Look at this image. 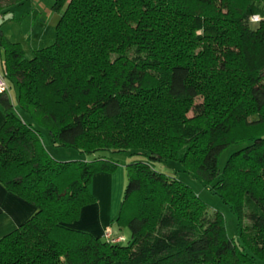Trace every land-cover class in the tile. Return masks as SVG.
Masks as SVG:
<instances>
[{
    "label": "trees",
    "instance_id": "trees-1",
    "mask_svg": "<svg viewBox=\"0 0 264 264\" xmlns=\"http://www.w3.org/2000/svg\"><path fill=\"white\" fill-rule=\"evenodd\" d=\"M51 8L60 11L54 40L30 58L0 31L2 73L17 86L15 103L0 93V183L35 207L0 238V264H264L262 0H52ZM253 13L262 17L256 28ZM204 90L201 118L174 113ZM243 103L244 125L258 131L220 168L221 153L241 141L231 127ZM208 105L221 118L205 122ZM41 130L52 147L87 157L55 159ZM88 132L98 141L83 146ZM121 153L143 156L125 164L114 218L128 232L124 244L71 226L95 201L92 175L114 171ZM170 161L220 197L238 219L237 237L221 211L155 167ZM237 166L243 206L227 194Z\"/></svg>",
    "mask_w": 264,
    "mask_h": 264
},
{
    "label": "rangeland",
    "instance_id": "rangeland-1",
    "mask_svg": "<svg viewBox=\"0 0 264 264\" xmlns=\"http://www.w3.org/2000/svg\"><path fill=\"white\" fill-rule=\"evenodd\" d=\"M50 2V3H49ZM13 3V0H3L0 5L1 7H7V5H10ZM52 0H26L22 1L20 4H13L10 6L9 11L6 13V17L2 20V15H0V29L4 33V36L7 38V40L11 42H18L21 47L24 50L25 56L30 58L32 57L33 50L37 49L39 47H43L46 45H49L54 40L55 35V25L57 23V19L50 18L48 15L46 18L41 16V11H47L49 8H51ZM262 4L264 5V0H262ZM48 20V21H47ZM258 24V21L254 19H250L249 26L250 28H256ZM2 52V51H1ZM1 61V60H0ZM0 71L1 68H0ZM7 86L9 89L5 92L1 93H8V96L12 99V101L15 103L16 101V95H17V86L16 84H13L11 86V82L9 80H6ZM205 90L202 91L197 97H195L193 100H191V103H185L184 105L178 104L174 105V113H176V109H179V113L184 121L189 122H195L197 119L201 118V114L199 115V105H205V100L208 103V100L206 99ZM209 105L207 106L206 111L204 112L203 117H207L206 121H213L217 118H221V114L213 115L211 109H208ZM245 103L242 105V112L239 114L240 117L238 119H235L233 122V126L231 127V134L236 139H241L239 141L240 143H237L239 145H232L229 146L227 149H225L218 159L219 167L222 168L225 160L233 149H236L240 146V144H245L246 141L243 139L248 133H253L258 131L256 128H247L246 125H244V119L243 114L246 113ZM255 113H247V120L254 118L253 115ZM209 118V120H208ZM90 122V126H92V121ZM103 123V122H101ZM105 125H109L112 128L117 129L114 125L110 124H100V128L104 130H108L109 128ZM93 131L92 127H89ZM106 131H104L103 136H107ZM42 138L44 141V144L46 145L48 151L51 152V156L54 157L57 160H73V159H84L87 157L85 154H81L75 149L72 148H66V147H52L49 141L48 133L44 130H41ZM98 136V135H97ZM96 136V137H97ZM108 137V136H107ZM99 137L96 139L93 138L92 133L88 132L86 134V137L84 140H82L83 146H89L90 141L95 140L98 141ZM243 140V141H242ZM114 156L120 163H129L132 160L135 159H141L143 156L139 154H131V155H125L123 153L121 154H114ZM240 164H238L239 166ZM234 167L232 170H230V179H231V187L227 191V194L230 199H234L238 202H241L243 206L244 201V191L242 190V185L244 180L240 178L241 173L243 172V169L241 167ZM155 167L165 172L169 175H175L178 177V179L186 182L189 184L194 191L206 202L211 209L219 210L222 212L224 216V223H225V230L226 234L229 237H237L239 234V224L238 219L236 216L233 215V213L229 210V208L222 202L219 196L216 194L211 193L205 186L202 185V183L195 177H193L190 173H187L182 170V167L180 164H176L173 161L168 162L167 164L162 163H155ZM245 209H243L244 211ZM241 227L245 228L249 225L248 219L243 216L241 219ZM128 233V232H127ZM104 237L106 239L111 240V242H121L122 244L126 243L128 240V235L125 240L123 237L118 238H112L110 236V231L105 230L103 232ZM123 240V241H120Z\"/></svg>",
    "mask_w": 264,
    "mask_h": 264
},
{
    "label": "crops",
    "instance_id": "crops-1",
    "mask_svg": "<svg viewBox=\"0 0 264 264\" xmlns=\"http://www.w3.org/2000/svg\"><path fill=\"white\" fill-rule=\"evenodd\" d=\"M9 8L10 5L0 7L2 20L6 17L5 15L9 11ZM47 15L50 18L58 20L60 11L51 10L50 8L47 11H41L42 17L46 18ZM1 33L4 35L2 31ZM2 59L3 56L0 51V68L3 71ZM2 71L0 72L2 73ZM3 121L4 111L0 105V126ZM125 182V163H120L112 172L94 173L91 177L90 187L95 201L81 208L79 219L73 222L71 226L88 231L104 239L106 237H104L103 232L109 230L112 238L123 237L125 240L128 235L127 231L118 227L114 222L123 195ZM34 212L35 207L33 204L11 193L0 183V238L16 229L25 220L30 218Z\"/></svg>",
    "mask_w": 264,
    "mask_h": 264
},
{
    "label": "built area",
    "instance_id": "built-area-1",
    "mask_svg": "<svg viewBox=\"0 0 264 264\" xmlns=\"http://www.w3.org/2000/svg\"><path fill=\"white\" fill-rule=\"evenodd\" d=\"M8 86L3 73L0 72V93L7 91Z\"/></svg>",
    "mask_w": 264,
    "mask_h": 264
},
{
    "label": "clouds",
    "instance_id": "clouds-1",
    "mask_svg": "<svg viewBox=\"0 0 264 264\" xmlns=\"http://www.w3.org/2000/svg\"><path fill=\"white\" fill-rule=\"evenodd\" d=\"M249 19H254V20H256V21H259V20L262 19V17L260 16L259 13H253L252 16L249 17ZM202 33H203V29H199V30H197V34H198V35H199V34H202Z\"/></svg>",
    "mask_w": 264,
    "mask_h": 264
}]
</instances>
